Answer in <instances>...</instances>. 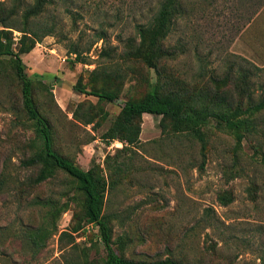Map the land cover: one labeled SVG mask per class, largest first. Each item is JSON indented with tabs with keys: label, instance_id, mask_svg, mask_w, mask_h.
I'll return each mask as SVG.
<instances>
[{
	"label": "rangeland",
	"instance_id": "1",
	"mask_svg": "<svg viewBox=\"0 0 264 264\" xmlns=\"http://www.w3.org/2000/svg\"><path fill=\"white\" fill-rule=\"evenodd\" d=\"M161 2L49 0L40 21L55 22L56 33L21 56L34 82L35 104L59 153L83 169L95 163L109 180L116 178L104 213L114 247H121L124 257L264 264V107L254 108L264 100V3L251 21L258 8L253 5L261 0H180L156 67L124 58L127 41L138 40L137 25L149 23ZM13 35L16 39L20 33L13 30ZM72 49L85 61L76 62ZM78 79L87 91L118 89L119 100L103 102L79 93ZM151 81L184 98L207 95L205 104L219 110L239 107L241 116L254 120V129L236 147L231 133L204 128V156L197 140L162 131L160 117L147 113L136 145L123 148L117 139H104L121 102L141 97ZM217 95L225 96L220 106ZM87 113L97 114L92 123H84ZM31 123L5 59L0 63V264H63L61 254L70 245L59 238L77 224L81 198L61 172L26 185L37 171L20 166L33 151ZM223 193L231 196L230 203L219 201ZM34 200L66 205L48 224L52 231L36 254L17 236L25 226L44 223L48 207ZM97 233V227L85 224L72 234L95 257L104 254Z\"/></svg>",
	"mask_w": 264,
	"mask_h": 264
},
{
	"label": "trees",
	"instance_id": "2",
	"mask_svg": "<svg viewBox=\"0 0 264 264\" xmlns=\"http://www.w3.org/2000/svg\"><path fill=\"white\" fill-rule=\"evenodd\" d=\"M48 1L34 0L33 3H27L26 0H10L8 3L0 1V63L5 59L11 63L13 76L19 84L22 110L32 122L35 135L29 144V147L33 149L32 153L20 161V166L23 168L37 169L35 176L27 179L26 185L35 186L61 172L71 179L81 198L77 224L72 226L69 232L63 231L59 238L60 244L63 243L64 238L69 239L66 243L70 245V249L67 250L66 245L61 246V249L66 250L61 254L63 264H187L171 258L154 261L124 257L119 250L121 247H114L112 227L108 216L104 213L106 194L112 187L111 182H115L116 178L109 180L100 166L95 163H92L88 169H83L71 158L54 148L50 125L35 104L34 82L28 75V67L21 57L29 53L43 37L56 33L55 22L40 21ZM179 2L180 0H162L152 20L147 24L137 25L138 40L127 41L123 53L124 58H134L149 67H156L157 61L164 54L161 42L170 30ZM13 30L20 33L16 39ZM72 53L75 55L76 62L85 61L77 49H72ZM74 88L79 93L96 97L98 101L116 102L119 100L118 89L93 88L87 91L80 79L77 80ZM216 98L218 99H216L217 106L225 101L224 95H217ZM205 99L207 95L189 99L173 91L165 92L158 81H151L141 97L121 102L119 113L102 137L107 140H119L123 148L136 145L139 141L142 115L147 113L160 117L159 125L162 131L177 137L187 136L197 140L201 146L202 156L205 150L204 128L206 127L231 133L236 147H239L245 133L253 131L254 120L249 116H241L243 112L239 107L233 110H219L205 104ZM262 107H264V100L254 106L255 110ZM103 113L102 111L101 115ZM96 115L87 113L82 119L84 123L89 124L93 122ZM75 116L80 117L77 112ZM96 124L99 125L100 120H97ZM262 161L264 163V158ZM2 185L3 181L0 180V193ZM23 191L24 188H20V192ZM218 199L224 205L232 201L227 193L219 194ZM34 203L45 204L48 207L44 223L36 227L25 226L17 233V236L25 249L36 254L44 246L52 231L48 224L52 223L51 220L54 221L66 205L60 208L52 200L44 203L34 200ZM81 221L84 222L82 225ZM85 224L97 227L98 239L104 251L103 255L91 257L89 246H80L75 242L72 233L80 230ZM118 244H124V240L119 238Z\"/></svg>",
	"mask_w": 264,
	"mask_h": 264
},
{
	"label": "crops",
	"instance_id": "3",
	"mask_svg": "<svg viewBox=\"0 0 264 264\" xmlns=\"http://www.w3.org/2000/svg\"><path fill=\"white\" fill-rule=\"evenodd\" d=\"M256 1V0H255ZM261 4L260 5H256V3L253 5V8L254 7H256V6H258V8H256V11H254L253 12V14H252V19H251V21H253L254 19H256L257 18V16L260 14L259 12H260V6L264 3V0H261ZM249 25H247L246 24V28L248 27ZM243 31V30H242Z\"/></svg>",
	"mask_w": 264,
	"mask_h": 264
}]
</instances>
